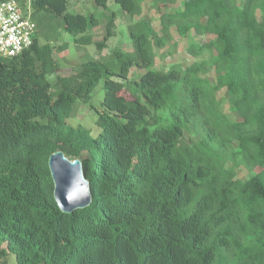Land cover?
I'll list each match as a JSON object with an SVG mask.
<instances>
[{"label": "trees", "instance_id": "1", "mask_svg": "<svg viewBox=\"0 0 264 264\" xmlns=\"http://www.w3.org/2000/svg\"><path fill=\"white\" fill-rule=\"evenodd\" d=\"M112 1L128 18L130 50L107 48L117 34L107 0L86 15L67 0H30L32 45L0 56V261L264 264V0ZM147 2L157 25L132 20ZM172 29L213 38L190 39L184 67L155 68ZM62 32L99 56L85 52L59 73ZM79 103L96 129L69 123ZM56 149L81 158L90 185V203L70 213L53 197Z\"/></svg>", "mask_w": 264, "mask_h": 264}, {"label": "rangeland", "instance_id": "2", "mask_svg": "<svg viewBox=\"0 0 264 264\" xmlns=\"http://www.w3.org/2000/svg\"><path fill=\"white\" fill-rule=\"evenodd\" d=\"M107 6L108 10L104 11V14L107 15L110 12H113L116 15L115 20V27L114 30L117 32L116 36H113L108 39L107 44L108 47H112L116 44H119L123 49L130 50V44H129V36L128 31L126 29V23L128 18L122 14V11L120 7L115 4L112 0H107ZM174 6H166V8H169L168 10H171L172 8L176 7ZM93 0H67V11L68 12H78L82 13L84 15L88 14L90 10H92ZM165 8V9H166ZM161 9V8H160ZM102 9H100V12L98 11V20L99 25L94 30L95 37L94 40H100L104 33V24H105V16L103 17ZM159 10L150 7V3H146V5L143 6L142 13L140 16H134L132 18L133 21L138 20L139 18H145L153 25H157V19L159 16ZM172 40L163 48H155V68H164L165 66H168L172 63H179L181 66H185L192 57L185 51L186 44L190 39L194 40L195 42L204 43L209 38H213L211 35H203V36H185L186 39H181L180 36L177 34V32L172 29ZM67 44V48L64 50H59L58 46L62 45L63 43ZM58 47V48H57ZM107 48H105L102 52L107 53ZM91 55L93 57H98L99 54L95 50L94 45H88L85 46L83 49L79 48L77 49L74 44L72 37L69 34H66L64 32L61 33L60 37L54 42V58L58 60L61 64L60 70L58 71L61 74H68L71 72V65L76 62L77 59H79L82 54L83 56ZM214 50L208 51V54H213ZM132 74L135 73L134 69H131ZM52 78V77H50ZM103 95V86L102 81H99L96 87L93 90L91 103H93L96 106H99V103L102 99ZM223 109L226 111L228 109L227 102L224 99V103L222 105ZM93 111V112H92ZM90 110L86 105L79 103L76 108L75 116L69 119V123L76 126L77 124H83L85 126H88L92 129H96L95 125H93L94 119L96 117L95 111ZM229 112V111H227ZM230 113V112H229ZM191 135L185 133V139L190 140ZM1 247H4V244H0ZM1 259V258H0ZM0 264H4L0 261ZM5 264H15L10 258V254L7 253L6 256V263Z\"/></svg>", "mask_w": 264, "mask_h": 264}, {"label": "built area", "instance_id": "3", "mask_svg": "<svg viewBox=\"0 0 264 264\" xmlns=\"http://www.w3.org/2000/svg\"><path fill=\"white\" fill-rule=\"evenodd\" d=\"M36 33L30 0L19 6L16 0L0 1V56H15L30 47Z\"/></svg>", "mask_w": 264, "mask_h": 264}, {"label": "water", "instance_id": "4", "mask_svg": "<svg viewBox=\"0 0 264 264\" xmlns=\"http://www.w3.org/2000/svg\"><path fill=\"white\" fill-rule=\"evenodd\" d=\"M48 168L53 182V197L55 201L56 198L59 197L60 203L63 207L57 205L62 212L70 213L75 209L83 208L90 203V185L88 179H86L84 175L82 160L80 157H69L61 149H56L48 157ZM81 176L83 177V180L88 182L89 195L75 204H69L65 199V191L75 181L79 180Z\"/></svg>", "mask_w": 264, "mask_h": 264}, {"label": "clouds", "instance_id": "5", "mask_svg": "<svg viewBox=\"0 0 264 264\" xmlns=\"http://www.w3.org/2000/svg\"><path fill=\"white\" fill-rule=\"evenodd\" d=\"M88 195V182L83 180L82 176L79 180L70 185L65 191V199L69 204H75L80 200L85 199ZM56 202L60 207H63V205L60 203L59 197L56 198Z\"/></svg>", "mask_w": 264, "mask_h": 264}]
</instances>
